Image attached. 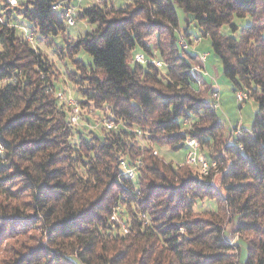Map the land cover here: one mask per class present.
<instances>
[{
  "label": "trees",
  "instance_id": "16d2710c",
  "mask_svg": "<svg viewBox=\"0 0 264 264\" xmlns=\"http://www.w3.org/2000/svg\"><path fill=\"white\" fill-rule=\"evenodd\" d=\"M58 1L0 0V250L15 244L0 264H233L221 200L236 214L244 264H264V0L83 6L76 18L95 28L67 43L80 70L67 75L81 107L122 123L90 133L70 123L69 107L55 95L52 63L25 37L24 29L40 38L64 32L66 18L52 7ZM189 14L210 38L234 92L256 101L250 128L229 134L198 93L199 82L212 84L197 69L198 52L178 43V30L189 41L200 38L189 29ZM245 17L239 28L234 18ZM135 47L144 63L132 60ZM80 49L90 63L74 56ZM187 138L210 149L205 157L216 165L207 175L153 154L155 145L186 148ZM136 157L143 164L131 178L120 160ZM214 169L222 171L219 187ZM205 198L214 205L196 209ZM37 226L45 240L30 234Z\"/></svg>",
  "mask_w": 264,
  "mask_h": 264
},
{
  "label": "rangeland",
  "instance_id": "374dc122",
  "mask_svg": "<svg viewBox=\"0 0 264 264\" xmlns=\"http://www.w3.org/2000/svg\"><path fill=\"white\" fill-rule=\"evenodd\" d=\"M17 2H23L25 0H16ZM11 2V5L16 4ZM107 2L108 4H113L115 6H120L128 2V0H100L97 2L95 0H83L81 2L80 7L74 12V23L72 25H66L64 32L59 33L57 36H50L48 38H40L33 34V44L45 55L47 56V61L52 63L51 68V77L53 78L54 86L57 88V91H63L65 95L72 97L76 101L79 100L80 96L77 94V86L73 82L71 78L67 75V71L75 70L76 73H80V70L76 68V66L71 62V57H69L68 52L66 50V45L69 42L75 41L78 37L82 36L85 32L92 30L95 28L94 24H89L84 19L76 18L77 12L85 5H89L91 3H99ZM179 23L180 26H185V13L178 9ZM191 20L189 23V29L192 30L195 34L200 36V39L193 43L196 47V52H207V57L204 62V66L208 71V75L206 76L207 83L213 84L219 90V101H220V109L217 110L218 115L223 120L225 124V129L229 134H233L236 129L239 127L250 128L254 114L257 110V103L252 98L249 97L245 102L239 104L235 99V92L233 90L232 83L228 79V77L224 74L222 69V64L218 56L215 55L211 46V40L208 36H201L200 31L196 27V23L193 19V15H187ZM234 23L241 28L245 24L248 23V18H234ZM220 31L223 34L231 35L232 32L227 25H223L220 28ZM153 38L149 41L150 43ZM141 49L139 47H135L131 51V55H135L136 53H140ZM74 56L81 59L84 63H90L92 61V57L85 50L80 49ZM70 75V74H69ZM205 79V80H206ZM212 87L206 85V83L199 84L198 93L201 96L210 98ZM80 106V105H79ZM81 123L77 124L75 127L82 130L84 133H90L91 131L99 132L100 127L103 125V119L106 117L105 113H102L100 110H95L92 107H81ZM88 117L90 120L87 121L83 117ZM154 155L163 159L164 161H171L176 164H183L185 155L188 151V148H182L179 150H172L167 145H155L154 146ZM210 149L203 147L200 148L198 154L202 157H205V154L209 153ZM206 158V157H205ZM84 165V162L82 161ZM194 168L198 169L197 166L192 165ZM213 175L215 176V184L219 187V183L217 178L220 177L222 171L219 169H214ZM224 191V189H223ZM225 192V191H224ZM227 194V193H225ZM221 200V199H220ZM230 200V198H229ZM228 200V201H229ZM224 202L226 205V212L223 220V228L226 234V238L231 242L235 243L236 249H234V254L232 259H234L233 264H244V261L247 256V247L246 242L241 239L243 236L238 235L234 230V225L236 222V214L234 209H232L231 202L228 203L225 200H221L218 202L222 204ZM214 205V200L210 201L209 199L198 200L196 205V209H204L207 207H212ZM41 226V225H39ZM40 227H36L30 234L35 235L36 238L44 239L43 234L41 232ZM244 238V237H243ZM237 243V244H236ZM15 246L14 241L9 240L6 244L3 245L0 250V258L5 257L8 250ZM4 248V250H3Z\"/></svg>",
  "mask_w": 264,
  "mask_h": 264
},
{
  "label": "built area",
  "instance_id": "2783aa9c",
  "mask_svg": "<svg viewBox=\"0 0 264 264\" xmlns=\"http://www.w3.org/2000/svg\"><path fill=\"white\" fill-rule=\"evenodd\" d=\"M12 2L16 3V0H11ZM97 2H100V0H95ZM81 2L83 0H59L56 2L52 7L53 9L59 11L61 10L66 18V25H72L74 23V12L77 9V7H80ZM11 3V2H10ZM25 32V37L30 41L33 42V35L31 33H28L26 29H24ZM178 43L183 49H191L192 51H196V47L193 45V43L197 42L200 38H197L195 36H190V40L188 37H186L184 34H182L178 30ZM207 52H198V59L200 62V65L197 66V69L203 74V75H208V71L206 67L204 66V62L207 57ZM145 55L140 52L136 53L132 60L135 62H140L144 63L145 62ZM152 62L156 66H161L162 62L158 59H153ZM198 83V87L199 84ZM55 95L57 99L63 103H65L70 111H69V121L72 125L76 126L77 124H80L81 122V109H80V103L79 101H76L70 96H67L64 94L63 91H57L55 92ZM210 107L213 109H220V101H219V90L216 88L214 85H212V90H211V96H210ZM235 99L236 101L241 104L245 102L248 99V94L246 91L243 90H238L235 91ZM104 126L107 129L114 128L117 125L120 126L122 123L120 121L114 122L113 120L105 117L103 119ZM240 128V127H239ZM238 128V129H239ZM237 132V129L234 133ZM137 137H138V144L142 147L145 144V141L142 137V133L139 129H136ZM188 151L185 155L184 162L187 164L195 165L197 166L198 170L204 174L207 175L211 168L215 167L216 163L215 162H209L205 157H202L201 155L198 154L199 147H198V142L194 139L187 138L185 141ZM155 153V151H153ZM142 160L141 158H122L120 160V167L123 171L124 174L128 175L129 177L133 178L135 176V173L139 167L142 166Z\"/></svg>",
  "mask_w": 264,
  "mask_h": 264
},
{
  "label": "clouds",
  "instance_id": "9594fccd",
  "mask_svg": "<svg viewBox=\"0 0 264 264\" xmlns=\"http://www.w3.org/2000/svg\"><path fill=\"white\" fill-rule=\"evenodd\" d=\"M73 139L75 140V137H73ZM0 151H2V150H0Z\"/></svg>",
  "mask_w": 264,
  "mask_h": 264
},
{
  "label": "crops",
  "instance_id": "0c3cea01",
  "mask_svg": "<svg viewBox=\"0 0 264 264\" xmlns=\"http://www.w3.org/2000/svg\"><path fill=\"white\" fill-rule=\"evenodd\" d=\"M213 85V84H212Z\"/></svg>",
  "mask_w": 264,
  "mask_h": 264
}]
</instances>
